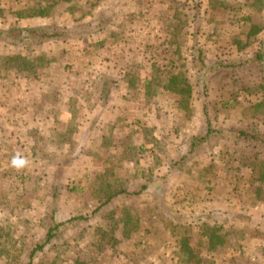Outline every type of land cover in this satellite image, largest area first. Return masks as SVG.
I'll return each mask as SVG.
<instances>
[{
	"label": "rangeland",
	"instance_id": "1",
	"mask_svg": "<svg viewBox=\"0 0 264 264\" xmlns=\"http://www.w3.org/2000/svg\"><path fill=\"white\" fill-rule=\"evenodd\" d=\"M109 1L129 8L125 27H107L102 9L100 23L75 21L89 0H62L66 13L55 0H0L1 30L78 36L0 38V111L32 121L34 141L0 151V264H264V147L213 139L186 154L209 126L264 132V67L221 71L204 90L193 61L197 47L208 63L251 57L264 0ZM58 83L74 100L64 115L41 88ZM81 86L114 98L102 105ZM11 125L0 121V136L26 127Z\"/></svg>",
	"mask_w": 264,
	"mask_h": 264
},
{
	"label": "trees",
	"instance_id": "2",
	"mask_svg": "<svg viewBox=\"0 0 264 264\" xmlns=\"http://www.w3.org/2000/svg\"><path fill=\"white\" fill-rule=\"evenodd\" d=\"M5 37L11 39L13 42H23L27 40H32L38 43L44 42L47 40L56 39L65 40V39H74V36L71 35V31L67 33H57L55 31H50L44 28H19V29H9L1 30L0 29V38ZM78 37V36H75ZM195 56L193 58L195 67L201 73V84L204 90L208 88V83L211 78H213L217 73L224 70H239L242 68H248L252 66L264 67V41L256 49L253 55L249 58L242 59L238 63H208L205 60L202 49L196 48ZM229 138H235L240 141L249 142L250 144L259 145L264 147V132L257 131L254 128H241L237 131H228V130H215L211 126L207 128V131L204 134L196 136L192 139L189 150L186 154L196 155L200 153V150L206 143H211L212 140H227ZM222 241V238H220ZM217 235L212 236V242L216 245L222 244ZM187 251L192 255V251L187 247Z\"/></svg>",
	"mask_w": 264,
	"mask_h": 264
},
{
	"label": "crops",
	"instance_id": "3",
	"mask_svg": "<svg viewBox=\"0 0 264 264\" xmlns=\"http://www.w3.org/2000/svg\"><path fill=\"white\" fill-rule=\"evenodd\" d=\"M83 1H85V0H83ZM114 1L116 2V0H114ZM62 4H63L62 0L60 1V3L57 0H55V2H54V5L56 7L57 12L60 11L61 13H66L65 10L61 9ZM104 4H105V6H104ZM142 4H144V3H142ZM110 5H111V3H110L109 0H105V2L103 4H100V0H89V2L87 4H83V5L80 4L79 6H77L80 9L78 11H75L77 17L75 16L74 20L77 19L75 21H79L78 23H86V24H90V23H93L95 21L100 23V21H99V19L97 17L99 15L100 9H102L101 12L105 11L106 14L112 16L110 18L113 19V22L109 23L107 27H109V26H115V27L122 26V27H125L126 23H125L124 18H123V14H124L123 12H127L129 10V8L117 7L116 5H111L112 6L111 7ZM116 7H117V9H116ZM85 15H89V16L86 17ZM61 20L64 21L65 19H61ZM98 23H96V24H98ZM84 26H86V25H84ZM86 37H88V36H86V34H85L83 36V38L85 39ZM76 38L77 37H74V39H76ZM83 38L79 37V39H83ZM67 86H65L63 83H58L55 87L50 86L49 84L41 86V88L44 90V94H48L49 95V94L53 93L54 90H56V92L58 93V98H59V102H60L58 104L57 109H56L58 114H59V111H60V114H63V115L65 114L66 110L61 107L62 103L65 100L67 102L74 101L73 99H71L69 97V94H68V91H67ZM105 87L106 86H101V87H99L97 89V87L94 86V87L89 89V88H86L85 86H81V87H79V92L82 91V89H84L83 92L86 93L87 89H89V92L86 93V94L88 96L91 94L92 97L95 99L94 102L102 103L103 101H106V99H107L106 96H108V91H109V89H105ZM64 90L66 92H64ZM109 96H110L111 99L114 98V95H110L109 94ZM40 97H41V101L44 102V99H45L44 95H41ZM77 98H78V96L75 95L74 99H77ZM120 99L121 98H117L116 97V100H120ZM10 103H11V101H10ZM2 104L3 105L5 104L4 100L2 101ZM102 105H103V103H102ZM77 107L78 106L76 105V108ZM0 110H3V108L0 109ZM72 113L75 114V111L73 110ZM77 114H78V112L76 111V115ZM47 115L48 114L47 113L45 114V112H44V117H45L44 119H46V122L49 125L42 127V130H44L46 132H48L47 129H49V127H51L50 125L54 124V122L51 119V117L47 118ZM72 116L75 117V115H72ZM18 117L22 118V120L18 119V120H20V122H18V120L14 121L15 117H13L12 115H9V116L8 115H4V112L0 111V121L3 124H10L11 125V123L17 122V123H20L21 125H26V127L24 128V131L23 130L20 131L19 134H16V135L13 134L11 136H5V135H1L0 136V151H1V153H4L5 151H8L9 147H8L7 144H9L12 141L17 140V139H20V140L24 139L23 142H27L28 144L31 143V146L34 143V141L28 135V133L33 130V122L29 121L28 118L23 119L24 118L23 116H18ZM76 118H77V116H76ZM61 120H64V118L62 117ZM42 121H43V119L41 120V122ZM78 121L79 120L77 119V122ZM41 122H39L38 124H41ZM29 123H32V125H28ZM43 125H44V123H43ZM12 127H13L12 125L9 126V129L12 128ZM49 131L53 132V129H50ZM46 132H44V133L40 132V133L42 135L43 134L45 135ZM41 141H42L41 145L44 144V139H42ZM7 153H4V154H7ZM0 164H1V162H0Z\"/></svg>",
	"mask_w": 264,
	"mask_h": 264
},
{
	"label": "clouds",
	"instance_id": "4",
	"mask_svg": "<svg viewBox=\"0 0 264 264\" xmlns=\"http://www.w3.org/2000/svg\"><path fill=\"white\" fill-rule=\"evenodd\" d=\"M12 163L14 166H23L25 161L21 157L16 156L13 158Z\"/></svg>",
	"mask_w": 264,
	"mask_h": 264
}]
</instances>
